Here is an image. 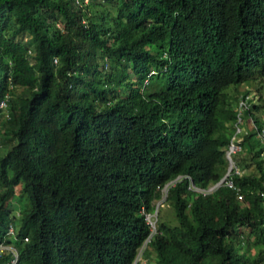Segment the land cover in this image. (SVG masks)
Segmentation results:
<instances>
[{
    "label": "trees",
    "instance_id": "16d2710c",
    "mask_svg": "<svg viewBox=\"0 0 264 264\" xmlns=\"http://www.w3.org/2000/svg\"><path fill=\"white\" fill-rule=\"evenodd\" d=\"M249 81L260 128L264 0H0V239L11 222L22 264H131L165 182L224 173L226 88ZM235 163L240 201L168 189L176 223H157L153 264H264L254 131Z\"/></svg>",
    "mask_w": 264,
    "mask_h": 264
},
{
    "label": "clouds",
    "instance_id": "9594fccd",
    "mask_svg": "<svg viewBox=\"0 0 264 264\" xmlns=\"http://www.w3.org/2000/svg\"><path fill=\"white\" fill-rule=\"evenodd\" d=\"M149 73H153V71H150ZM249 82H257V81H249ZM249 82H243V83H240L239 85H231V86L236 87V89H234V90L227 91L228 87L226 88V92L230 95L229 100L231 101L232 109L234 110L235 116H234V120L232 121V123L228 124V126L231 129V134L229 136L227 144L223 147V159L225 161L224 173L219 177L218 180L210 183L206 187H197L192 183V181L187 176L177 175L174 178L165 182L159 188L160 196L163 197V199H164V201H162V202H167L166 201V195H167L168 189L171 186H173L176 182L180 181L182 177H184L187 180L186 189L190 192H194L196 194H200L201 196H205V195H208V194L212 193L213 191H215L218 187L225 186L234 192L237 200L240 201L242 199V195L240 193L239 187H237L234 184V182L232 181V176L240 175L242 172L240 167L235 163V156L238 152L241 151L242 138L248 131H254L256 133V136L258 137L259 142L262 145L264 144V140L262 138V134H264V122L260 128L257 127L255 124V115H257V114L253 113V110H252L253 106L257 105L259 103V99H258L259 93L257 92L258 93L257 95H255L254 93H253V95L247 94L249 92V90L247 88L245 89L244 93L238 94V92H237V88L240 85H243L244 83H249ZM233 97L235 98L234 104L232 102ZM263 110L264 109H262V111H260V112H262V114H263ZM249 112H251L252 114L250 115ZM259 118L262 119L263 115L262 116L260 115ZM160 196L158 199L153 200V202H152L153 211L152 212L148 213V212H145L143 210V208L140 209L141 213L143 214V218L149 227V234L142 241L140 246L137 248L135 257H134L131 264H145V263L153 264V262H154V251L151 248H149L147 246V244H148L150 237L153 234L158 233V231L156 230V226H157V223H159L160 221L157 222L158 218L156 221H154L155 218H154V220H151V213H152V215H154V213H156V215L158 216L159 205H158V203H155V205H154V201L155 202L158 201L160 199ZM9 200H10V198L6 199V201H5L6 205H8ZM20 209H21V207L19 209H17L16 213L13 216H15L17 218V216H19V214H20V211H21ZM172 211H173V209H172ZM173 216H174V213H173ZM175 223H176V221H175ZM8 226H11V228H12L11 234H7ZM7 228L3 234V237L0 240H3L4 242L8 243V245L14 250L16 257L18 258V264H22L19 260L18 252H17L15 246L13 244H11V243H13L12 240H15V238H16L15 226L11 222H9L7 225ZM10 239H12V240H10ZM22 240L24 242H26L27 238L24 237V238H22ZM7 252L10 253V256L7 257V259L5 260V263L12 257V251H10V250H6L2 255H4L5 253L7 254ZM140 252H141V254H140ZM2 255L0 257H2ZM138 255H139V258H137Z\"/></svg>",
    "mask_w": 264,
    "mask_h": 264
},
{
    "label": "rangeland",
    "instance_id": "374dc122",
    "mask_svg": "<svg viewBox=\"0 0 264 264\" xmlns=\"http://www.w3.org/2000/svg\"><path fill=\"white\" fill-rule=\"evenodd\" d=\"M256 86H257V82L244 83L243 85H240L237 88V92H238V94L244 93L245 89L247 88L249 90V92L247 94L253 95V93H254L255 95H257L258 93H257L256 88H255ZM234 89H236V87L230 85V86H228L227 91L234 90ZM261 102L262 101H260V103ZM2 151H4V149H2ZM162 201H164V199L161 196H160V199L158 201H156V202L154 201V205H155V203H158V205H159L158 216L156 215V213H154V215H152V213H151V220H154V218H155L154 221H156L158 218L157 222L160 221V222H164L168 225H174L175 219L173 216L172 206L169 202H162ZM22 204H23L22 199L15 198V197L10 198V200L8 202V206H7L8 209L10 210L9 211V217L13 216L16 213L17 209H19L22 206ZM140 254H141V252H140ZM139 255L137 256V258H139Z\"/></svg>",
    "mask_w": 264,
    "mask_h": 264
},
{
    "label": "built area",
    "instance_id": "2783aa9c",
    "mask_svg": "<svg viewBox=\"0 0 264 264\" xmlns=\"http://www.w3.org/2000/svg\"><path fill=\"white\" fill-rule=\"evenodd\" d=\"M7 97L8 96H4L3 99L0 100V108L5 106ZM262 138L264 140V134H262ZM11 233H12V228L11 226H8L7 234H11ZM6 250L12 251V257L5 264H18V258L16 257L14 250L8 245V243L4 242L3 240H0V256Z\"/></svg>",
    "mask_w": 264,
    "mask_h": 264
}]
</instances>
